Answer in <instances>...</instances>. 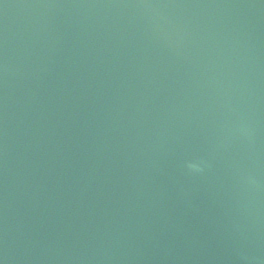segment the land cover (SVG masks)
Wrapping results in <instances>:
<instances>
[{"label": "water", "instance_id": "1", "mask_svg": "<svg viewBox=\"0 0 264 264\" xmlns=\"http://www.w3.org/2000/svg\"><path fill=\"white\" fill-rule=\"evenodd\" d=\"M0 264H264V0H0Z\"/></svg>", "mask_w": 264, "mask_h": 264}]
</instances>
